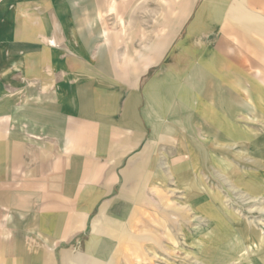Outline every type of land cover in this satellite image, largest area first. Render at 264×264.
Returning a JSON list of instances; mask_svg holds the SVG:
<instances>
[{"label": "crops", "instance_id": "obj_1", "mask_svg": "<svg viewBox=\"0 0 264 264\" xmlns=\"http://www.w3.org/2000/svg\"><path fill=\"white\" fill-rule=\"evenodd\" d=\"M69 4L26 0L31 6L55 5L59 23L49 33L65 39L60 50L41 45L39 23L0 15V35L23 55L13 61L36 71L34 77L23 75L28 83L0 84V264H127L125 251L139 235L146 204L150 211L142 198L150 197L158 180L146 169L158 165V150H172L171 143L156 141L157 134H216L228 125L237 139L236 118L246 96L264 103L261 81L251 79L253 66L264 77V34L248 41L246 30L233 28L228 47L222 29L210 79H204L206 69H187L173 116L171 88L160 89L156 100V88H147L148 97L140 93L141 78L159 60L155 46L140 51L107 33V43L95 47L90 33L74 32ZM37 10L36 15L48 9ZM174 11L175 21L182 22L180 10ZM164 18L172 20L169 13ZM171 37L167 32L161 38L159 54ZM29 53L35 61L24 60ZM161 76L173 80L171 72H155L152 85Z\"/></svg>", "mask_w": 264, "mask_h": 264}, {"label": "rangeland", "instance_id": "obj_2", "mask_svg": "<svg viewBox=\"0 0 264 264\" xmlns=\"http://www.w3.org/2000/svg\"><path fill=\"white\" fill-rule=\"evenodd\" d=\"M67 1L71 17L76 20L74 32L90 33L95 47L107 43V33H117L120 44L133 45L140 51L148 45L155 46L159 60L141 78L139 89L147 96V88H156V100L163 95L160 89L171 88L172 115H178L175 106L181 100L180 86L189 79L187 69H206L209 75L204 79H210L212 55L223 38L222 29L226 30L228 47H233V28L246 30L251 35L248 41L264 34L261 0ZM54 7L26 5V0H0V15L10 12L17 19L39 23L44 26L39 37L41 45L60 50L65 39L49 33L59 23ZM37 8L48 10L36 15ZM175 8L180 10L182 22L175 21ZM168 13L171 21L164 18ZM167 32L172 34L171 41L165 46L166 52L159 54L164 45L161 38ZM8 43L9 39L0 35V63H7L0 69L1 87L10 85L11 80L28 83L31 80H25L23 75L34 77L31 73L36 71L15 63L13 58L20 61L23 55L21 50L9 49ZM224 53L228 56V52ZM126 56L125 53L124 59ZM24 60L35 61V55L26 54ZM255 68L251 69V79L261 81L264 97V77L261 79ZM162 71L166 76L171 72L173 80L161 76L152 85L153 74ZM170 80L171 85L172 81L176 85L171 87ZM256 96L252 92L250 98ZM240 111L236 118L237 139H233L228 125H221L216 134L206 128L203 133L157 134L156 141L172 144V150L166 153L173 155L158 150V165L146 169L145 173L156 174L158 180L155 187L149 188L150 197L142 198V202L149 201L150 211L146 204L147 212L139 220V235L133 237L125 251L127 264H264V103L248 101L246 96ZM189 126L185 124L187 129ZM147 184L142 182L141 192Z\"/></svg>", "mask_w": 264, "mask_h": 264}]
</instances>
